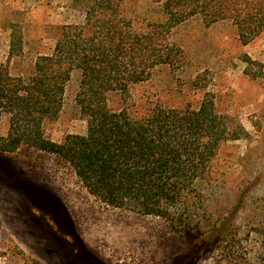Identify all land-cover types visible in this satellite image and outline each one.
I'll return each instance as SVG.
<instances>
[{
	"label": "rangeland",
	"instance_id": "374dc122",
	"mask_svg": "<svg viewBox=\"0 0 264 264\" xmlns=\"http://www.w3.org/2000/svg\"><path fill=\"white\" fill-rule=\"evenodd\" d=\"M157 9L150 0L123 4L125 16L139 24L156 19ZM84 17L72 0H0V68L30 76L37 58L52 52L58 27ZM13 32L22 40L19 52H11ZM172 38L184 53L183 67H160L126 93H110L108 106L143 116L156 105L198 108L205 93L213 96L217 112L247 134L221 146L212 176L200 185L209 225L229 219L248 238L225 264H264V37L245 45L230 22L192 18ZM78 88L74 72L58 119L45 126L49 139L86 133ZM7 128L3 119L0 135ZM208 229L179 231L163 218L109 206L55 154L29 145L0 151V264H217V245L189 259Z\"/></svg>",
	"mask_w": 264,
	"mask_h": 264
},
{
	"label": "trees",
	"instance_id": "16d2710c",
	"mask_svg": "<svg viewBox=\"0 0 264 264\" xmlns=\"http://www.w3.org/2000/svg\"><path fill=\"white\" fill-rule=\"evenodd\" d=\"M72 1L83 21L58 27L52 52L37 58L30 76L0 68V123L6 119L8 126L0 151L29 145L55 154L109 206L163 218L179 231L209 228L189 259L217 245V264H225L223 258L240 253L248 238L229 219L209 225L200 185L212 176L221 146L246 131L217 112L211 94L198 108L156 105L143 116L112 111L107 96L150 80L160 67L180 70L184 53L172 31L189 19L230 22L245 45L264 37V0H150L158 4V17L143 24L125 16L124 0ZM20 50L22 40L13 32L11 52ZM74 72L87 130L53 141L45 126L58 119Z\"/></svg>",
	"mask_w": 264,
	"mask_h": 264
}]
</instances>
